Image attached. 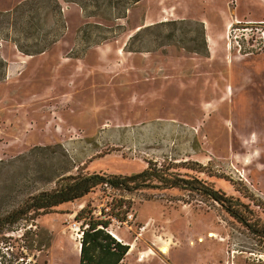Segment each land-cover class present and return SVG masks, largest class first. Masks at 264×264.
<instances>
[{"label": "rangeland", "instance_id": "obj_1", "mask_svg": "<svg viewBox=\"0 0 264 264\" xmlns=\"http://www.w3.org/2000/svg\"><path fill=\"white\" fill-rule=\"evenodd\" d=\"M21 1L0 0V10ZM60 1L65 27L41 57L16 62L22 51L0 37V217L59 176L132 175L157 163L264 220V47L239 51L228 36L238 19L263 21L264 0H139L123 17L128 0H80L85 10ZM112 206L125 220L110 231L130 245L121 264L264 259L219 203L178 187L100 186L8 226L0 264H80L76 214L105 217Z\"/></svg>", "mask_w": 264, "mask_h": 264}, {"label": "trees", "instance_id": "obj_2", "mask_svg": "<svg viewBox=\"0 0 264 264\" xmlns=\"http://www.w3.org/2000/svg\"><path fill=\"white\" fill-rule=\"evenodd\" d=\"M85 10L86 4L80 0H72ZM97 1V0H96ZM112 1V0H110ZM139 0H128L125 9L117 17L127 14L132 3ZM112 4V3H110ZM52 19L51 23L48 21ZM176 23L177 19L164 20L160 23ZM65 27L63 5L60 0H23L11 9L0 10V37L11 39L26 55H36L49 47L58 39L59 28ZM22 36H33L32 43H23ZM44 40V43H42ZM205 46L208 50L206 39ZM130 50H133L130 48ZM193 50L199 51L196 47ZM52 189L42 190L30 195L17 209L0 217V233L8 230V226L27 219L32 213L48 211L66 202L80 199L100 186L134 191L148 187H178L219 203L231 216L241 222L259 242L260 254L264 253V220L256 211L240 198L228 195L220 189L207 184L197 177H185L170 167L151 163L141 172L132 175H105L101 173H75L59 176ZM263 208L264 203L258 204ZM122 209V208H120ZM122 211V210H120ZM125 214L127 210L123 211ZM122 212L115 211V206L102 216H96L87 207L82 208L75 216L82 221L80 264H121L130 250V245L112 235L110 226L114 218L125 220ZM261 264L264 259L259 258Z\"/></svg>", "mask_w": 264, "mask_h": 264}, {"label": "built area", "instance_id": "obj_3", "mask_svg": "<svg viewBox=\"0 0 264 264\" xmlns=\"http://www.w3.org/2000/svg\"><path fill=\"white\" fill-rule=\"evenodd\" d=\"M229 38L239 47V51L246 45L251 47L253 52L254 48L252 47H264V20H241L238 19L233 23L228 34Z\"/></svg>", "mask_w": 264, "mask_h": 264}, {"label": "crops", "instance_id": "obj_4", "mask_svg": "<svg viewBox=\"0 0 264 264\" xmlns=\"http://www.w3.org/2000/svg\"><path fill=\"white\" fill-rule=\"evenodd\" d=\"M43 54H44V52H41V54L37 55V57H41ZM31 57H35V56L26 55V54H23V52H20V56H18V58L16 59V62H19V61H22V60L25 61L26 59L31 58ZM10 71H11V64L8 65V74L10 73ZM120 240H121V238H120Z\"/></svg>", "mask_w": 264, "mask_h": 264}, {"label": "bare ground", "instance_id": "obj_5", "mask_svg": "<svg viewBox=\"0 0 264 264\" xmlns=\"http://www.w3.org/2000/svg\"><path fill=\"white\" fill-rule=\"evenodd\" d=\"M115 235V234H114ZM116 236V235H115ZM117 238H118V236H116ZM119 240H120V238H118ZM133 247H134V244H132V248L131 249H133ZM163 252H167V249L164 247L163 248Z\"/></svg>", "mask_w": 264, "mask_h": 264}, {"label": "water", "instance_id": "obj_6", "mask_svg": "<svg viewBox=\"0 0 264 264\" xmlns=\"http://www.w3.org/2000/svg\"><path fill=\"white\" fill-rule=\"evenodd\" d=\"M112 233V232H111ZM113 236H115L113 233H112ZM116 237V236H115ZM117 238V237H116ZM118 239V238H117ZM119 240V239H118ZM121 241V240H120ZM81 246H82V243H81ZM81 246H80V249H81Z\"/></svg>", "mask_w": 264, "mask_h": 264}]
</instances>
